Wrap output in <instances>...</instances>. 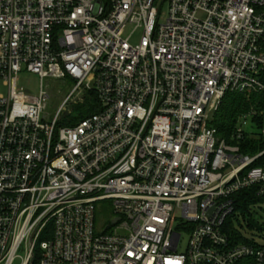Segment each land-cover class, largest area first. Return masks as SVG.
Segmentation results:
<instances>
[{
  "label": "built area",
  "instance_id": "built-area-1",
  "mask_svg": "<svg viewBox=\"0 0 264 264\" xmlns=\"http://www.w3.org/2000/svg\"><path fill=\"white\" fill-rule=\"evenodd\" d=\"M45 81L71 88L50 121ZM230 93L251 105L225 138ZM246 138L264 144V0H0V264H264L227 230L241 192L264 199Z\"/></svg>",
  "mask_w": 264,
  "mask_h": 264
},
{
  "label": "trees",
  "instance_id": "trees-1",
  "mask_svg": "<svg viewBox=\"0 0 264 264\" xmlns=\"http://www.w3.org/2000/svg\"><path fill=\"white\" fill-rule=\"evenodd\" d=\"M94 100L91 98V101H85L84 104L79 105L74 110V114L71 115L72 121L78 123L79 120L86 118L87 116L94 114L96 111L95 105H93ZM251 105V102H247L243 96L237 94H227L222 102L221 106L213 116V126L218 129V131L225 137L228 138L231 135L238 117L245 113ZM60 126H64L60 124ZM246 143V144H245ZM240 146L243 154L255 155L261 152L264 148V144L260 143L259 140H252L246 138V142ZM254 166H261V163H255ZM264 199L256 197L253 193V190H247L241 192L235 202V215L233 217L239 222V227L242 229V224L240 221L246 223V228L250 230L261 231L264 227V223L260 224L253 221L252 212L254 211L253 207L258 203H263ZM227 230L232 235H236L237 239L244 243L247 239H243L240 231L236 230L235 224L232 222L227 226Z\"/></svg>",
  "mask_w": 264,
  "mask_h": 264
},
{
  "label": "rangeland",
  "instance_id": "rangeland-1",
  "mask_svg": "<svg viewBox=\"0 0 264 264\" xmlns=\"http://www.w3.org/2000/svg\"><path fill=\"white\" fill-rule=\"evenodd\" d=\"M165 12V9L164 11ZM128 31L130 32V28H128ZM141 35V31L138 30V32H136L134 38L130 41V44L135 46L138 44V40L139 37ZM21 79V84L22 86L27 90V92L32 96V97H36L39 95V86H40V79L37 78L36 76H31L29 74L23 73L20 77ZM45 85H49V93H50V98L49 101L47 102V111H46V115L48 118V121H50L52 119V117L54 116V114L58 111L59 107L61 106V104L64 101V98L69 94L68 92L70 91L71 88H64V84H60L57 83L55 84L54 89L51 88V85H54L51 81H45L44 82ZM5 92H3L2 94H4ZM85 101L78 103V105L73 104V106H71L70 110L71 113H65L66 115L64 116L63 120H62V125L65 126H73L76 123H74V121H72L71 115L74 114V110L79 107V105L84 104ZM69 109V107L67 108V110ZM212 115V119H213ZM254 211L252 212V219L255 222H258L260 224L264 223V202L263 203H258L253 207ZM96 217H95V225L96 227L101 225V224H106L110 221V219L112 218L113 212H111V207H110V203L109 202H104V203H100L97 205L96 207ZM232 223L235 224V228L236 230H238V232L240 231V234L242 235V237L244 239L249 240L250 238H255L257 239L259 243H263L264 244V227L263 229H261L260 232L256 231V230H250L246 228V223L240 221V224H242V229H240L239 227V222L236 220L235 217H233L232 219ZM181 217H180V213L176 212L173 218V221L171 223V228L174 231H178L179 233H181V243L178 247V253H183L186 249V246L188 244V235L184 234L182 229H181ZM21 254V253H20ZM22 256V255H21ZM16 263H19L18 260Z\"/></svg>",
  "mask_w": 264,
  "mask_h": 264
},
{
  "label": "water",
  "instance_id": "water-1",
  "mask_svg": "<svg viewBox=\"0 0 264 264\" xmlns=\"http://www.w3.org/2000/svg\"><path fill=\"white\" fill-rule=\"evenodd\" d=\"M117 221H118V219L113 220V221H112V224H114V223L117 222Z\"/></svg>",
  "mask_w": 264,
  "mask_h": 264
}]
</instances>
